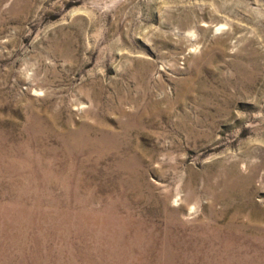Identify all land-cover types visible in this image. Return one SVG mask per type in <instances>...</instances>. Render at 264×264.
I'll return each mask as SVG.
<instances>
[{
    "label": "rangeland",
    "instance_id": "1",
    "mask_svg": "<svg viewBox=\"0 0 264 264\" xmlns=\"http://www.w3.org/2000/svg\"><path fill=\"white\" fill-rule=\"evenodd\" d=\"M0 264H264V0H0Z\"/></svg>",
    "mask_w": 264,
    "mask_h": 264
}]
</instances>
